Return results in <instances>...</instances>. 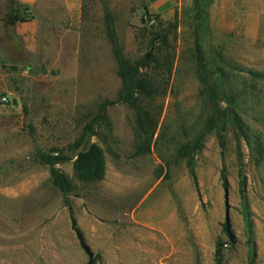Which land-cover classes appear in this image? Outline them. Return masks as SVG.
I'll use <instances>...</instances> for the list:
<instances>
[{
	"label": "rangeland",
	"instance_id": "rangeland-1",
	"mask_svg": "<svg viewBox=\"0 0 264 264\" xmlns=\"http://www.w3.org/2000/svg\"><path fill=\"white\" fill-rule=\"evenodd\" d=\"M17 10L26 22L13 23ZM155 48L172 69L150 151L135 155L142 143L126 104L108 106L85 135L122 87L115 52L135 61ZM1 97L0 264H86L69 209L94 264H264V0H0ZM215 107L233 109L247 131L227 125L222 155L209 132L190 154L198 196L177 149L194 147ZM91 143L104 175L83 183L73 161ZM57 154L67 195L37 161Z\"/></svg>",
	"mask_w": 264,
	"mask_h": 264
},
{
	"label": "trees",
	"instance_id": "trees-1",
	"mask_svg": "<svg viewBox=\"0 0 264 264\" xmlns=\"http://www.w3.org/2000/svg\"><path fill=\"white\" fill-rule=\"evenodd\" d=\"M12 21L13 23H24L27 20L23 13L17 10ZM151 43L152 41L150 40L147 42V45H150ZM194 56L196 72L201 80V84L206 85V65L198 45H196ZM115 60L117 65L115 73L121 80L122 87L113 101H104L95 108L98 111L97 115L93 117L90 123L85 124L82 130L85 135H95V127L98 126L97 122L105 118L106 108L114 104H126L133 113L132 128L136 134L137 140L142 143H139L136 147L135 155H144L150 151L151 141L157 127L161 106L156 104V100L163 97L169 88L172 55L162 54L159 49L155 48V50H153L148 56L146 55L132 61L122 55L120 51H116ZM212 85L216 86V81H213ZM211 92L215 95L214 88H211ZM220 92H222V90ZM222 115L223 116L219 114L218 108L215 107L208 116L202 131L198 134V139L194 147L191 148L188 144H183L177 149L178 155L183 158H188L191 156L190 154L192 152L197 153L202 147L203 138L209 132H215L222 155L225 146L224 132L226 126L229 124L234 126V130L240 132L241 136H246L245 132L247 129L242 127L240 120L233 109L226 111V113H222ZM224 116L225 118L221 121L220 118ZM65 160L66 157L58 154L37 156V161L41 166H48L50 168L51 183L63 195H67L71 191L72 185L68 177L54 168V165L64 162ZM193 163V157L187 159L189 176L192 180L193 187L199 196ZM73 172L76 178L83 183L100 181L104 175L103 150L95 143H91L85 149L79 151L75 155L73 161ZM220 183L225 195L228 189V182L224 169H221L220 171ZM242 199L246 238L247 242L252 244V230L248 205L246 199H244V197H242ZM69 218L71 229L74 231L80 247L84 249L89 256L86 264H94V259L91 258L88 249L84 245L82 234L76 226L71 209H69ZM222 226L223 230L228 234V221L225 220Z\"/></svg>",
	"mask_w": 264,
	"mask_h": 264
},
{
	"label": "built area",
	"instance_id": "built-area-1",
	"mask_svg": "<svg viewBox=\"0 0 264 264\" xmlns=\"http://www.w3.org/2000/svg\"><path fill=\"white\" fill-rule=\"evenodd\" d=\"M0 101H1L2 103H6V102H7V98H6V97H1V98H0Z\"/></svg>",
	"mask_w": 264,
	"mask_h": 264
},
{
	"label": "water",
	"instance_id": "water-1",
	"mask_svg": "<svg viewBox=\"0 0 264 264\" xmlns=\"http://www.w3.org/2000/svg\"><path fill=\"white\" fill-rule=\"evenodd\" d=\"M226 201H227V192H226V194H225V203H226ZM225 220L228 221L227 213H226V218H225Z\"/></svg>",
	"mask_w": 264,
	"mask_h": 264
},
{
	"label": "crops",
	"instance_id": "crops-1",
	"mask_svg": "<svg viewBox=\"0 0 264 264\" xmlns=\"http://www.w3.org/2000/svg\"><path fill=\"white\" fill-rule=\"evenodd\" d=\"M29 2H30V0H29Z\"/></svg>",
	"mask_w": 264,
	"mask_h": 264
}]
</instances>
